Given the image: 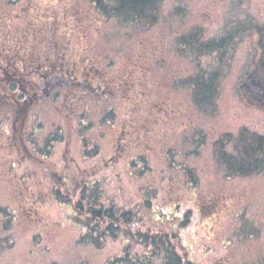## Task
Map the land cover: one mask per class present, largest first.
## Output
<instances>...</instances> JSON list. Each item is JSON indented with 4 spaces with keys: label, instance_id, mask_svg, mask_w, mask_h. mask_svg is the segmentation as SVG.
<instances>
[{
    "label": "rangeland",
    "instance_id": "374dc122",
    "mask_svg": "<svg viewBox=\"0 0 264 264\" xmlns=\"http://www.w3.org/2000/svg\"><path fill=\"white\" fill-rule=\"evenodd\" d=\"M9 2L0 0V10L10 15L0 22L1 41L7 48L13 42L16 30L25 29L14 23L24 0L15 6H9ZM33 3L38 10H43L47 4L50 16L54 9H58L61 16L67 15L63 21L67 31L62 36L65 41H72L79 56H85V51L90 48L102 52L107 61L115 58L122 68V61L129 60V74L135 73L143 84L142 89L149 88L146 99L140 101L133 98L135 91H130L129 100L123 102L120 94L117 99L110 98L118 101L115 105L120 102L125 105L130 128H135L133 132L151 134L156 144L149 154L142 153V149L130 151L123 182H115L112 188L104 185L107 196L127 209L151 202L152 210L159 213L140 209L142 218L148 226L162 230L167 224L164 226L159 222L184 217L183 209L174 208L170 199L172 195H177L190 206L196 201L220 198L223 211L218 214L214 234L207 236L208 229L201 224L194 206L193 213H189L190 221L184 229L178 230L182 245L190 250L187 258L195 264H209L214 259L226 260L228 264H257L259 260L264 263V172L229 178L215 153V145L228 133L239 134L247 128L264 135V110L247 104L239 91L257 54V33L264 28V0H164L159 21L152 27L148 24H120L113 19L102 24L92 17L96 27H90L85 34L74 31L76 28L68 20V12L77 9L83 19L89 9L93 11L92 16L96 13L102 20L94 7L88 6L91 2L67 0L63 4L59 0H33ZM93 22H89V26ZM41 24L37 23V26ZM97 30L101 34L98 35ZM193 31L199 33L204 42L232 35L234 43L226 48V56L222 59V53L216 52L200 59L205 70L219 72L218 91L207 111L194 104L190 84L183 85V81L196 74L197 62L190 53L180 52L179 42L191 36ZM157 98L166 101L172 109L169 114L173 123L169 128L168 123L160 122V115L147 117L148 100ZM40 119L46 128L51 124L55 128L62 124L60 118ZM162 120H166L165 116ZM31 122L32 119L28 124ZM77 125V119L67 123L69 131L75 133ZM48 131L44 130V133ZM42 135L36 131L33 140L42 143ZM77 141L74 136L72 151L79 156ZM226 150L234 153L233 143ZM34 162L38 168L30 173L34 178L31 192L35 194L31 206L36 209L33 220L28 219L24 207L18 209V203L15 206L21 190L7 184L2 175L4 168L0 166V264H107L120 255L121 242L111 237H107L101 248L93 242L82 241L79 225L84 226L86 219L83 221L81 214H75L73 205L69 204L74 200L64 203V196L73 198L72 193L60 181L55 187L48 186L49 172L45 168L50 164ZM190 176L195 180L193 185L189 183ZM72 185L68 186L72 188ZM42 200L44 204L39 208Z\"/></svg>",
    "mask_w": 264,
    "mask_h": 264
},
{
    "label": "flooded vegetation",
    "instance_id": "af4514ba",
    "mask_svg": "<svg viewBox=\"0 0 264 264\" xmlns=\"http://www.w3.org/2000/svg\"><path fill=\"white\" fill-rule=\"evenodd\" d=\"M19 1L10 0L9 6L17 5ZM88 6L94 7L93 4ZM18 10L14 23L25 29L16 30L8 48L0 35V166L4 168L2 175L7 184L18 186L21 190L14 204L17 207L18 203V209L24 207L28 219L33 220L36 216V209L31 206L35 202V194L31 192L34 178L30 173L38 168L34 162L37 160L52 165L45 168L49 172L48 186L55 187L60 181L66 187L73 184L72 188L93 189L94 192H86L93 193L95 201L111 208L116 202L107 196L104 185L112 188L115 182H123L131 150L142 149V153L149 154L156 143L155 139L153 143L151 134L133 132L135 128H130L125 105L121 102L115 105L118 101L110 98L117 99L120 94L123 102L129 100L130 91H135L133 98L146 99L149 88L142 89L143 84L135 73L129 74V60L122 61V68L115 58L107 61L102 52L90 48L85 51V56H79L72 41H65L62 36L67 31L64 28L66 25H63L67 15H59L58 9L52 11V26L47 4L43 10H38L33 0H24ZM94 11L97 12L96 9ZM5 12L0 10V22L10 17L9 12ZM85 12L87 15L81 19L77 9L69 10L68 20L76 28L75 32L85 34L90 27L95 29L92 17L102 24L107 22L101 15L102 20L96 13L92 16L93 11L89 9ZM89 22H93L92 26ZM37 23L42 24L37 26ZM97 33L101 34L100 30ZM171 110L162 99L148 100L147 117L160 115V122L169 124L167 128L173 123L169 114ZM163 115L166 120H162ZM41 117L50 120L60 118L62 124L57 128L53 124L46 128ZM72 119H77L79 124L75 126L76 133L69 131L67 126ZM44 130L49 131L44 133ZM36 131L44 134L40 137L42 143L33 140ZM74 136L78 139L79 156L72 151ZM80 197L72 200L80 201ZM64 199L66 204L68 199L65 196ZM170 199L174 208L185 212L193 213L194 206L201 224L208 229L207 236L214 234V226L223 211L220 198L200 203L196 201L193 206L177 195H172ZM193 199L197 198L193 196ZM42 204L44 200L39 208ZM13 216L16 220L14 213ZM127 227V224H122V230H127ZM209 264L228 263L214 259Z\"/></svg>",
    "mask_w": 264,
    "mask_h": 264
},
{
    "label": "trees",
    "instance_id": "16d2710c",
    "mask_svg": "<svg viewBox=\"0 0 264 264\" xmlns=\"http://www.w3.org/2000/svg\"><path fill=\"white\" fill-rule=\"evenodd\" d=\"M59 1L64 4L67 0ZM87 1L91 2L98 14L107 20L113 19L117 23H126V25L133 23L145 26L148 24L152 27L159 21V12L164 0ZM49 19L52 26L53 17L51 16ZM198 34L193 31L191 36L185 37L183 41L179 42L180 52L190 53L197 62L196 74L183 81V85L190 84L194 104L207 111L212 107L218 91L219 72L205 70L200 59L215 52L222 53L220 55V59H222L226 56V48L231 47L234 43L232 35H223L217 40L204 42L201 41ZM257 35V54L251 69L240 84L239 91L247 104L264 110V28H260ZM230 143H233L234 153L226 150ZM215 146L216 157L225 169L227 177H246L264 172V135L255 134L244 128L239 134L224 135ZM189 180L190 185L195 183L192 176ZM67 189L70 194L72 193L73 198L77 197L76 192L79 194L81 190L80 201L69 203L71 207L73 205L75 214H81L83 221L86 219L84 226L79 225L82 228V241L93 242L99 248L102 247L107 237L121 242L120 255L110 259L107 264H195L187 258L190 250H186L182 245L178 233V230L184 229L190 221V211L181 212L184 215V221L182 217L173 218L168 222L157 221L164 226L167 224L166 229L162 230L144 223L143 211L140 209H150L152 214L159 213L155 208V211L152 210L154 206L149 201H146L145 203L148 202V204L142 207L138 206L128 210L116 203H113L110 208L104 203L95 201L96 196L91 193L94 192L93 189L87 187L86 189L67 187ZM67 197L68 200L72 199L69 195ZM123 223L128 225L127 230H122ZM180 248L185 255L181 254ZM260 261L257 264H264ZM52 264L61 263L54 262Z\"/></svg>",
    "mask_w": 264,
    "mask_h": 264
}]
</instances>
